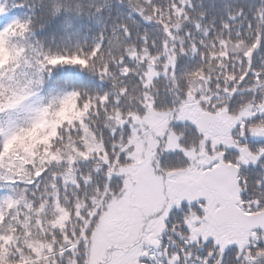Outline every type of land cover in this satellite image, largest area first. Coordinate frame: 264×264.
I'll return each instance as SVG.
<instances>
[{
  "label": "snow or ice",
  "instance_id": "obj_1",
  "mask_svg": "<svg viewBox=\"0 0 264 264\" xmlns=\"http://www.w3.org/2000/svg\"><path fill=\"white\" fill-rule=\"evenodd\" d=\"M0 264H264V0H0Z\"/></svg>",
  "mask_w": 264,
  "mask_h": 264
}]
</instances>
